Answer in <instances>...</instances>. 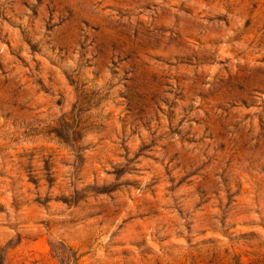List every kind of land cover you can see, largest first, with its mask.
Segmentation results:
<instances>
[{
	"label": "rangeland",
	"instance_id": "rangeland-1",
	"mask_svg": "<svg viewBox=\"0 0 264 264\" xmlns=\"http://www.w3.org/2000/svg\"><path fill=\"white\" fill-rule=\"evenodd\" d=\"M261 259L264 0H0V264Z\"/></svg>",
	"mask_w": 264,
	"mask_h": 264
},
{
	"label": "trees",
	"instance_id": "trees-1",
	"mask_svg": "<svg viewBox=\"0 0 264 264\" xmlns=\"http://www.w3.org/2000/svg\"><path fill=\"white\" fill-rule=\"evenodd\" d=\"M263 263H264L263 259L256 261V264H263Z\"/></svg>",
	"mask_w": 264,
	"mask_h": 264
}]
</instances>
